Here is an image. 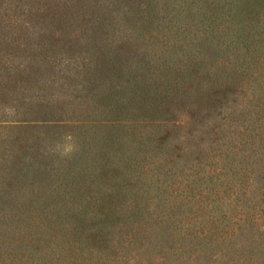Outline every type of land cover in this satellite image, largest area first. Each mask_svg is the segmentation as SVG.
Listing matches in <instances>:
<instances>
[{
	"label": "rangeland",
	"instance_id": "1",
	"mask_svg": "<svg viewBox=\"0 0 264 264\" xmlns=\"http://www.w3.org/2000/svg\"><path fill=\"white\" fill-rule=\"evenodd\" d=\"M224 1L0 0V242L41 234V245L58 251L60 235L73 229L70 214H99L104 190L119 180L155 194L177 177L168 169L205 165L218 142L231 147L264 133V0ZM177 87L182 97L157 116L168 122L156 135L164 142L112 123ZM123 154L134 157L129 172L93 170L100 157ZM78 171L83 195H68ZM140 199L146 206L153 197ZM71 234L94 241L84 223ZM114 241L109 249L121 259L135 252L119 233Z\"/></svg>",
	"mask_w": 264,
	"mask_h": 264
},
{
	"label": "trees",
	"instance_id": "2",
	"mask_svg": "<svg viewBox=\"0 0 264 264\" xmlns=\"http://www.w3.org/2000/svg\"><path fill=\"white\" fill-rule=\"evenodd\" d=\"M234 1L236 4L243 2ZM242 10L243 6L237 7V19L243 15ZM263 83L264 79L260 86ZM179 92V87L176 91L169 88L160 97L154 96L157 103L153 104L142 98L139 106L127 110L131 111L127 122L118 116L112 123L134 127L149 142L155 139L164 142L165 137H156L166 130L168 123L157 118L159 109L162 105L170 106L168 100L171 98L182 97ZM140 95L146 96L144 92ZM135 111L141 112L132 114ZM247 129L242 133L246 134ZM251 140L250 143L248 137L240 136L231 147L228 142L224 143L225 147L218 142L217 152L209 162L205 165L180 164L183 165L180 173L175 174L168 169L171 164L164 163L167 176L177 177L164 187L165 190L155 194L150 193L145 184L135 186L137 180L133 185L119 180L112 188L104 190L99 214L92 217L90 210L79 208L67 220L73 229L84 223L94 234L92 242L89 235L75 236L71 234L73 229L65 228L56 244L58 251L52 252L56 247L42 246L41 234L32 236L27 242L21 235L13 234L0 242V246L6 242L0 251L4 250L5 255L4 258L0 256V260L7 264H129L131 259L136 261L135 264H193L202 263L200 259L208 257L205 264H264V165H257L264 162L261 146L264 133ZM132 159L131 155L124 158V154L119 158L103 156L97 161L99 166L93 165V170L117 169L115 174L120 175L129 172ZM255 174L261 178H256ZM79 175L81 171L66 182V194L83 195L77 183ZM140 175L146 178L145 174ZM94 179H84L83 186L89 187L88 182H94ZM147 183L151 184L150 181ZM144 194L153 197L150 205L140 203ZM70 218L78 226L71 225ZM115 233L120 234L124 247L135 252L125 253L121 259L118 253L111 251L109 246L115 242Z\"/></svg>",
	"mask_w": 264,
	"mask_h": 264
}]
</instances>
